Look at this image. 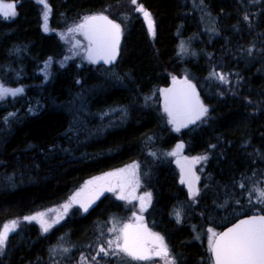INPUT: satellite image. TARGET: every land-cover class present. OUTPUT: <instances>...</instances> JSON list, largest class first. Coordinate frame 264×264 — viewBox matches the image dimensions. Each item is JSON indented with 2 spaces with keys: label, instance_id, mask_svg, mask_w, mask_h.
Instances as JSON below:
<instances>
[{
  "label": "trees",
  "instance_id": "1",
  "mask_svg": "<svg viewBox=\"0 0 264 264\" xmlns=\"http://www.w3.org/2000/svg\"><path fill=\"white\" fill-rule=\"evenodd\" d=\"M14 2L17 15L0 17V79L24 94L0 102V226L19 223L0 250V264L125 262L124 253L114 260L98 254L131 212L129 199L115 191L84 214L52 218L48 222H59L48 232L24 217L60 208L87 179L134 162L147 172L139 169L141 188L117 192L150 191V227L164 237L175 264H212L208 244L193 236L195 227L220 230L243 215L264 213V203L254 200V189L264 188V0ZM139 5L151 14L154 34ZM198 6L211 18L209 26ZM94 13L122 27L112 66L66 56L60 34ZM44 65L46 80L39 73ZM174 75H185L208 109L204 121L180 131L171 128L161 103ZM111 112L115 128L104 131ZM177 145L188 156L206 157L199 184L206 192L194 199L170 156Z\"/></svg>",
  "mask_w": 264,
  "mask_h": 264
},
{
  "label": "snow or ice",
  "instance_id": "2",
  "mask_svg": "<svg viewBox=\"0 0 264 264\" xmlns=\"http://www.w3.org/2000/svg\"><path fill=\"white\" fill-rule=\"evenodd\" d=\"M40 2L45 3V0H40ZM131 3L135 5L137 4V0H131ZM136 11L143 13L145 20L148 22L149 31L154 34V24L151 14L146 11L142 5L137 6ZM48 13L49 10L47 6H45V31H48ZM16 15V3L14 0L13 2L0 0V17L3 19H10ZM245 19H247V16H245ZM74 30L82 31L88 39L89 46L87 52L89 60L92 62L103 60L105 63H111L116 59L121 36L120 24L101 14L85 17L83 23L77 25L75 29H69V31ZM219 79L224 81L226 77L220 75ZM188 88L191 90V95L184 98L183 104L190 109L187 116V123H194L204 116L208 109L201 104L198 97H196L194 85L188 82ZM22 91V88L10 89L0 84V100L4 99L9 94L14 96ZM165 110L172 118L171 122L177 126V131H179L180 127L186 126V123L177 119L176 113H174L171 108L166 106ZM182 147L183 145H177L178 149ZM171 154L174 155L175 153ZM200 159H206V157L194 158V162H198ZM137 168L138 165L132 164L129 165L127 169L108 173L106 177H99L97 179L104 180L106 178H116L118 182L117 186L121 187L123 191L126 184L132 183L133 180L137 186L139 185V178L135 171ZM125 173H130L133 180H127L124 175ZM196 179H198V177H196ZM89 183L91 184L93 181H89ZM188 187L190 196L195 197L198 194V189L194 187L191 181L188 182ZM104 190L115 191V187H107L106 189L101 187L97 196ZM254 191L257 194V198L264 201V188H255ZM80 196V192L76 193L70 198L68 203L62 206L65 213L73 203L80 204L84 211L88 210V207L94 200L88 199L87 201H83L80 199ZM119 198L128 199V197L124 195H120ZM132 199L140 200L141 211H143L147 203L151 201V194L145 193L140 197L133 196ZM133 215L135 216L136 214L133 213ZM44 216L45 213L41 212L32 216H26L24 220L37 221L40 223L42 231L48 232L50 228L59 221L53 219L51 222H48L44 219ZM177 217L179 218V213H177ZM137 219H142V217H137ZM18 223V221L12 220L0 226V250L5 247L9 234L16 230ZM132 229L133 226L131 224H124L123 227L118 230V234L114 235L113 239L105 241L106 247L104 245L99 247L98 254L117 255L118 253H124L136 261L151 260L153 256H160L165 258L166 264H175V260L171 258L163 236L158 233L150 232V230L143 225L136 230ZM140 229H143V232ZM109 231L117 233L116 228H111ZM209 232L211 233L209 236V245L214 258V264H264V215H255L248 219L241 220L232 228L219 234L213 232L212 229H209ZM143 233H147L151 237L153 247L148 248L145 246L142 239ZM64 251H67V249H64Z\"/></svg>",
  "mask_w": 264,
  "mask_h": 264
},
{
  "label": "rangeland",
  "instance_id": "3",
  "mask_svg": "<svg viewBox=\"0 0 264 264\" xmlns=\"http://www.w3.org/2000/svg\"><path fill=\"white\" fill-rule=\"evenodd\" d=\"M44 6H45L44 4L41 6V9H43V13L41 15V18L44 16V11H45V7ZM195 9H196V11L199 14L202 15L201 16L202 23L206 24V26H209L211 18H209L207 16L206 11L203 9V7L202 6H198V8H195ZM76 26L73 27V28H71V29H75ZM60 36H61L62 40L65 42V44H66V56H67V58L68 57L82 56V58H84L87 62H89L88 59L85 56L86 50L88 49V46H89V43L83 37L82 31H75V30L74 31H68L66 33L64 32V33L60 34ZM181 43H182V47H186L185 48V54H188L189 50L187 48L190 47L189 41H187L184 38ZM49 71H50L49 67L46 66V65H44L42 67V69L40 70L39 73L42 76V78L46 80V79H48V76H49V73L48 72ZM96 78H97V75L95 74V79ZM179 78L185 79V80L187 79L185 75H182ZM187 80H189V79H187ZM0 84L4 85L5 87L10 88V89L20 88V86L17 87L18 85L17 86L7 85V84L3 83L1 79H0ZM168 88H169V85L165 89H163V93H161V103L162 104H163L164 99L167 96L166 95V93H167L166 91H167ZM203 90H204V88H203ZM23 92L24 91H22L21 93H18L16 95H14V96L11 95V94H9L4 99L0 100V102H2L4 100H7V99H11V98L14 99L16 97L22 96L24 94ZM198 99H199L200 103L203 104L207 108V105L204 103L202 97L201 96H198ZM165 109L166 108L164 106L163 107V111L166 114V118H167V120H168L171 128L173 130L177 131L176 130V127L177 126L171 122V119L172 118L169 116L168 112ZM113 113H115V112H111L110 114L109 113H105V114H108V116H107L108 118H105L104 119V121H105V123L103 124L104 125V127H103V130L104 131L112 130V129L115 128V122H116L115 119H113L112 117H111V119L109 118ZM207 113H208V111H207ZM207 113L204 116H202L200 119L196 120L194 123H187V117L184 118L182 116H177V119L178 120L186 123V126H183V127H180L179 128V131L182 130V129H185V128L193 125V124H200L202 121H204V119L207 118ZM120 114H121L122 120L125 121V119H126V112H125V110H121L120 111ZM183 151H184V147L178 149L177 146H175L171 150L170 156H171L172 161L175 163V165L177 167V170L179 171V173H178V179H179L180 183L186 187V189H187V191L189 193V187H188V182L189 181H191L194 184V187L196 189L197 188L199 189V184L201 182L200 181V174L203 171V168L202 167L205 164V159H200L198 162H194V158L205 157V156L203 154H200V153L197 154V155H194V156H188L187 154L183 153ZM171 153H175V154L173 155ZM132 164L138 165V163H136V162H134ZM128 166H126L123 169H127ZM140 168L142 170V174L143 175L144 174H147V172L145 171L144 167H140L138 165V168L135 170L136 171V175L139 178V185L138 186L135 184V182L133 180V177L131 176L130 173H125L124 174L126 176L127 180H133L132 183L126 184L127 186H129V187H135L136 186L138 189L141 188V181H140L141 174H140V170H139ZM119 170H121V169H119ZM119 170L112 171L111 173H113V172H119ZM99 177H106V173L105 174H102V175H99V176H95V177H92V178L87 179L79 188H77V190H75L72 193V195L70 196V198L73 195H75L76 193L80 192L82 194V197L80 196V199L81 200L87 201L88 199H93L94 202H92L90 204V206L88 207V210H89L106 192H108L107 190H104L102 193H99V195L97 196V193L99 192V189L101 187H103L105 189L107 187H115L114 184H115V182H117L116 178H106L104 180H98L97 178H99ZM196 177H198V179H196ZM182 178H183V182H182ZM89 181H93V183L90 184ZM142 188H143V185H142ZM118 189H121V188L120 187H118V188L115 187V192L120 196V193L117 192ZM141 192H142L143 195L145 193H150V191H148V190H146V191L142 190ZM189 196H190V194H189ZM195 197H192L191 196V198H193V199ZM256 198H257V194L255 193L254 200H255V203L258 204V201L256 200ZM151 201H152V195H151ZM151 201H150V203H151ZM68 202L69 201H66V202H64V204H66ZM262 202L264 203V201H262ZM64 204H61L59 206L60 208L56 207L57 209L56 208H53V209H50V210L46 211L45 216H44V219L47 220V221H49L52 218L59 217V221L62 220L64 218L62 216V213L64 212V209H63L62 206ZM87 211H84V209L80 206V204L75 203V204H72V206L68 208V210H67L66 213L67 214H70V213L72 214L74 212H78V213L84 214ZM132 222H133V219H132L131 213H128L126 216H124V220L122 222V227H123L124 224H132ZM112 224L115 226V223L114 222H112ZM39 225H40V223H39ZM104 227H106V226H104ZM104 227L102 226L101 229L102 228L104 229ZM118 227L119 228H122L121 227V221H120V225ZM98 229H100V228H98ZM209 229H212V227L209 226V225H207V224L205 225V228L203 229L204 234L205 233L207 234V240L206 241L208 243H209V236L211 235V233L209 232ZM212 230H213V232L217 233V230L216 229H212ZM144 234H147V233H144ZM147 236L150 237L148 234H147ZM148 240L150 242L152 241L149 238H148ZM164 242H165V239H164ZM64 247H67V251H68V246L65 245ZM64 247L62 248L63 252H65L64 251ZM111 256H113V260H114L116 258V256H118V254L117 255H111L110 254L109 257H111ZM125 259H126L125 262H121V259L116 260V262H118V263L121 262V264H146V261H136V260L131 259V257H129L127 255H125ZM113 260H111V261H113ZM103 264H107V263H103ZM112 264H115V261H113Z\"/></svg>",
  "mask_w": 264,
  "mask_h": 264
},
{
  "label": "water",
  "instance_id": "4",
  "mask_svg": "<svg viewBox=\"0 0 264 264\" xmlns=\"http://www.w3.org/2000/svg\"><path fill=\"white\" fill-rule=\"evenodd\" d=\"M145 10L148 11L147 9H145ZM101 14L107 16L110 20H113L116 23H118L112 17H110L109 15L104 14V13H94V14H92L90 16H96V15H101ZM141 16H143V13H141ZM122 35L123 34H122V28H121V36H120V42H119V47H118V54L116 56V59L113 62L105 63L103 60H98L96 62H92L91 60L88 59L87 50H86V53H85L86 58L94 65H105V66L114 65L116 63V61L118 60L119 55H120ZM83 37L89 43L88 39L85 37L84 34H83ZM173 78H175V79H173ZM188 82L189 81L187 79L186 80L185 79H181V78H179L176 75H174V76H172L170 78L169 88L166 91L167 92L166 93L167 96H166V98L163 101V105L165 107L167 106V107L171 108L173 110V112L176 113V115H185V114L189 113V111H190V109L188 107L184 106V104H183L184 98L186 96H190L191 95V90L188 88ZM191 85H193V84L191 83ZM197 92H198L197 88L195 87V95H196V97H197ZM255 215H264V213H253V214H247V215L241 216L238 219H236L234 222H232L231 224H229L225 228H223L219 233L225 232V231H227V229L232 228L234 225L238 224L241 220L248 219L249 217H252V216H255ZM211 258H212V262L214 264V258L212 256V253H211Z\"/></svg>",
  "mask_w": 264,
  "mask_h": 264
},
{
  "label": "flooded vegetation",
  "instance_id": "5",
  "mask_svg": "<svg viewBox=\"0 0 264 264\" xmlns=\"http://www.w3.org/2000/svg\"><path fill=\"white\" fill-rule=\"evenodd\" d=\"M189 113L185 114V115H181L182 117H187ZM115 185V184H114ZM200 187V186H199ZM128 191H127V195H128V199H129V202H130V208H131V216H132V219H133V222H132V226H133V229L132 230H136L137 228H139L141 225L143 226H146V228L148 230H150V232L152 233H158L160 234L159 232H155L153 231V229L150 227V222H149V215L147 214L150 207H151V203H147V206L146 208L141 211V205H140V200L139 199H132L133 196L135 197H140V196H143L142 192H137L136 189L134 190L133 188H129L128 187ZM198 189V188H197ZM206 191L205 190H202V189H198V194H204ZM81 197H82V194H81ZM75 204V203H74ZM95 205V204H94ZM93 205V206H94ZM92 206V207H93ZM133 213H135L136 215L134 216ZM137 217H142V219H137ZM227 226V225H226ZM205 228V225L202 226V227H195L194 230L192 231L193 232V236L198 239L199 241L203 242L204 241L208 244L207 246L209 247V250H210V245L209 243L206 241L207 240V234L203 232V229ZM223 229V228H222ZM217 230V234L222 230ZM141 231H143V229H140ZM161 235V234H160ZM162 236V235H161ZM148 238L151 240V237H148L147 234H144L143 233V241L145 243V246L148 247V248H151L153 247V243L152 241L150 242L148 240ZM205 244V243H204ZM210 253V258H211V251H209ZM171 256V254H170ZM171 258H173L171 256ZM174 259V258H173ZM146 264H166V260L164 257H160V256H153L151 260H146Z\"/></svg>",
  "mask_w": 264,
  "mask_h": 264
},
{
  "label": "bare ground",
  "instance_id": "6",
  "mask_svg": "<svg viewBox=\"0 0 264 264\" xmlns=\"http://www.w3.org/2000/svg\"><path fill=\"white\" fill-rule=\"evenodd\" d=\"M247 56V55H246ZM243 62V60H241ZM31 109V108H30Z\"/></svg>",
  "mask_w": 264,
  "mask_h": 264
}]
</instances>
